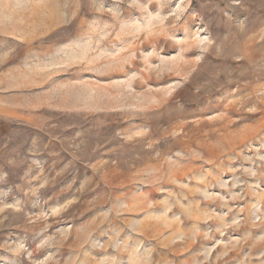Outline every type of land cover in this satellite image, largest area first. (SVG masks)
<instances>
[{
    "label": "rangeland",
    "instance_id": "374dc122",
    "mask_svg": "<svg viewBox=\"0 0 264 264\" xmlns=\"http://www.w3.org/2000/svg\"><path fill=\"white\" fill-rule=\"evenodd\" d=\"M0 264H264V0H0Z\"/></svg>",
    "mask_w": 264,
    "mask_h": 264
}]
</instances>
